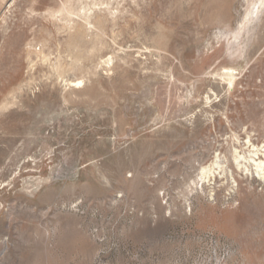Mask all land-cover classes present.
<instances>
[{
    "label": "rangeland",
    "instance_id": "rangeland-1",
    "mask_svg": "<svg viewBox=\"0 0 264 264\" xmlns=\"http://www.w3.org/2000/svg\"><path fill=\"white\" fill-rule=\"evenodd\" d=\"M255 150L264 0H0V264H264Z\"/></svg>",
    "mask_w": 264,
    "mask_h": 264
},
{
    "label": "bare ground",
    "instance_id": "bare-ground-1",
    "mask_svg": "<svg viewBox=\"0 0 264 264\" xmlns=\"http://www.w3.org/2000/svg\"><path fill=\"white\" fill-rule=\"evenodd\" d=\"M225 76L228 78V82L232 83V80H233L232 71H225ZM259 153H260L259 150H255L254 153H252V156L250 157V161L252 162V167L254 166L255 168V172L257 176L263 179L264 178V160L261 159L260 156H264V153L262 155H259ZM235 160L237 159L235 158ZM244 165H245V170H248L247 165H250L249 161H246Z\"/></svg>",
    "mask_w": 264,
    "mask_h": 264
}]
</instances>
